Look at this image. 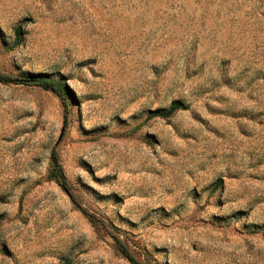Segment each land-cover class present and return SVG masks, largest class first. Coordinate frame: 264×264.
<instances>
[{"label":"rangeland","instance_id":"rangeland-1","mask_svg":"<svg viewBox=\"0 0 264 264\" xmlns=\"http://www.w3.org/2000/svg\"><path fill=\"white\" fill-rule=\"evenodd\" d=\"M0 74V264H264V0H0Z\"/></svg>","mask_w":264,"mask_h":264},{"label":"trees","instance_id":"trees-1","mask_svg":"<svg viewBox=\"0 0 264 264\" xmlns=\"http://www.w3.org/2000/svg\"><path fill=\"white\" fill-rule=\"evenodd\" d=\"M7 80H10L15 83L33 84L42 87H47L59 96L65 108L68 106V98H69L68 87L66 84L63 83L61 78L50 77L47 75L37 76L33 74H27L24 78H8L7 76L0 74L1 82H6ZM187 108H188L187 104H185L181 100L175 99L171 101V103L168 105L167 108L162 110H157L155 113L157 116L160 117H169L177 110H184ZM49 175L51 176V178L55 179L58 183H60V185L65 190H67L65 175L58 162L57 156L55 155L54 152L52 153V165ZM127 257L131 264H140L133 256L129 255Z\"/></svg>","mask_w":264,"mask_h":264}]
</instances>
